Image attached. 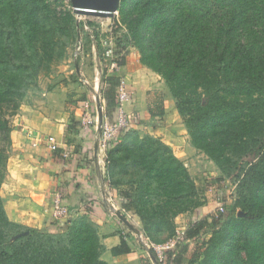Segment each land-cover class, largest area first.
I'll use <instances>...</instances> for the list:
<instances>
[{"label":"trees","instance_id":"16d2710c","mask_svg":"<svg viewBox=\"0 0 264 264\" xmlns=\"http://www.w3.org/2000/svg\"><path fill=\"white\" fill-rule=\"evenodd\" d=\"M119 11L140 62L165 81L193 146L217 166L212 183L230 181L235 189L232 199L218 198L223 216L205 217L183 236L199 244L191 263L264 264V0H122ZM66 16L74 38L79 28L71 11ZM59 20L57 13L43 17L37 0H0V264H109L89 213L34 229L11 221L1 196L13 151L8 118L19 112L40 69L63 58L68 44ZM103 79L111 116L121 81ZM158 113L164 115L163 105ZM80 122L71 116L66 144L77 142ZM71 154L79 158L82 150ZM107 161L110 193L116 190L122 207L140 218L149 246L171 241L176 219L194 209L199 189L205 192L173 149L152 135L123 130ZM129 251L125 240L113 249ZM149 257L164 264L152 247Z\"/></svg>","mask_w":264,"mask_h":264},{"label":"crops","instance_id":"0c3cea01","mask_svg":"<svg viewBox=\"0 0 264 264\" xmlns=\"http://www.w3.org/2000/svg\"><path fill=\"white\" fill-rule=\"evenodd\" d=\"M96 62V59L95 62L87 60L85 68H77L80 80H87L91 89L88 90L85 86V90H79L67 83L64 86L66 98L60 97L58 107H51L47 102L42 106H22L21 124L11 133L13 151L7 163L1 196L11 221L44 230L50 224H56L52 218V205L55 196L60 194L63 203L72 211L70 220L89 213L98 227L101 242L105 247L102 255L104 261L109 264H145L148 260L147 264H153L149 257V248L146 247L149 243L143 233L140 218L122 207L118 194L113 193V201L110 204L104 200L107 192L103 188L102 180L106 172L97 150L102 131L98 120L101 119V113L105 120L114 118V114H107L106 101L97 102L96 94L102 93L103 78L115 77L126 85L130 93V100L125 105L129 118L139 129H144L146 134L155 136L169 145L175 156L189 167V171L200 162L211 167L210 170L214 172L213 174L210 171L212 177H219L220 172L205 154L193 146L175 100L160 75L142 65L139 57L132 53L123 64H117L116 67L110 63L111 65L107 64L108 66L102 68ZM59 90L58 86L49 91L48 95H57ZM80 92L85 93V96H82L84 101L78 100L81 103H78L79 107L73 113L79 119L81 106L89 101L95 121L88 128H79L81 134L77 142L75 145H68L64 142L65 128L71 116L67 101L71 93ZM161 105L164 108L163 116L158 113V107ZM147 122L150 124L146 125ZM50 136L65 150L73 152L78 146L82 155L73 159L72 154L64 158V152H51L47 145V138ZM224 182L226 181L212 183L207 189L203 185L197 186H203L205 193H211L213 201L216 202L217 195L212 193L218 194L219 187ZM58 187H62L63 192H58ZM87 193L91 194L93 202L89 201L90 198L86 199ZM188 216L190 214H183L176 219L177 224L182 220L185 226L177 230L175 237L169 241L173 242L174 246L167 253L164 264H191L197 257L199 244L193 240H183V236L195 222L209 217V214L199 219ZM123 240L127 242L130 251L115 255L113 249L119 247Z\"/></svg>","mask_w":264,"mask_h":264},{"label":"rangeland","instance_id":"374dc122","mask_svg":"<svg viewBox=\"0 0 264 264\" xmlns=\"http://www.w3.org/2000/svg\"><path fill=\"white\" fill-rule=\"evenodd\" d=\"M37 2L39 4L41 12L43 13V17L52 18L57 13L58 18L60 19L59 23L63 24L62 27L64 28V31H62L63 36L61 37V39L63 40L62 44L66 43L68 44V47L65 54L63 55V58L58 59L56 57V59L49 65V67L44 66L40 69L37 81L34 86H31L30 89H28L27 95L21 104V108L24 104L42 106L45 105L46 102L51 104V107H58L61 100L60 97H62L63 99L66 98V93L64 91L66 88H64V86L67 83H71L73 88H78L79 90L81 88L82 90H85V85L83 84V82H81L77 74V68H85V62H87V60L95 62L97 51H99L100 55H103V53L105 52L103 44L108 43L113 46L115 56L118 58L117 61L119 64H123L130 53L136 54L139 59L141 58L140 52L135 46V43L132 40V36L126 24L122 22L120 11H118L115 15V18L112 19L87 16L85 17L77 16L74 13L70 0H37ZM70 11L75 17L77 29L79 28V32L76 31L74 38H72V35H70V32L68 30L69 19L68 16H66V13ZM85 26L88 27L86 28ZM76 52H78L77 59L75 58ZM110 63L111 61L106 62V65ZM163 82L165 81L163 80ZM58 86L60 87V90L57 92V95H48L49 91H52ZM79 95L81 96L77 98ZM82 96H85V93H71V96H69L67 107L70 108L69 111L71 113V116L73 115L76 117L73 112L77 109V107H79L78 103L80 101L78 102V100H81V102L84 101V97ZM21 108L16 115L10 116L8 118L10 120L9 126H11L13 130L18 129L19 125L21 124ZM80 110V113H82L81 108ZM129 121L131 122V125L127 127V129H125L127 132H130L131 134H138L141 137L148 135L146 134L144 129H139L137 125L134 124V121L132 119H130ZM137 121H139V119ZM149 124V122L146 123V125ZM185 166L189 171V167L186 164ZM191 168L192 170L189 171V173L191 174L196 184L203 185L205 188L212 185V179L214 178L212 176L214 172H212L213 170H210L211 167H209V165L205 166L199 162L197 166H192ZM210 171L213 174H211ZM234 190V186L230 181L224 182L220 185L218 194L212 193V195L214 196L217 195L215 202L213 201V197H211V193L206 194L199 189V193L195 198L196 208L193 207L194 209L191 210V212L185 214H190V216L188 217H195L197 219L209 214V217L212 218V216L216 214V210L218 208V205L220 204L218 198L221 200L222 198H224V196H228L232 199L234 197ZM113 191V193L117 194L116 190ZM244 214L245 213L241 209H238L237 216L239 218H243L245 216ZM183 224L185 223L182 220L179 221L178 224L176 223V232L177 230L185 226ZM163 239H166V237H164ZM148 262L149 261L147 260L145 264H147Z\"/></svg>","mask_w":264,"mask_h":264},{"label":"built area","instance_id":"2783aa9c","mask_svg":"<svg viewBox=\"0 0 264 264\" xmlns=\"http://www.w3.org/2000/svg\"><path fill=\"white\" fill-rule=\"evenodd\" d=\"M78 42H79V39H78ZM103 45L105 48V52L103 53V55H100L99 51L96 52L97 63L99 64L100 67L104 68L106 65V62L111 61L112 66L116 67V65L119 63L117 61L118 58L115 56V51H114L113 46L108 43L103 44ZM77 50H80V49H77ZM75 58L76 59L78 58V52H76ZM81 82H83V84L86 86L88 90L91 89V85L87 80H85L84 78H81ZM96 97H97V102L105 101L100 92L96 94ZM116 99L118 101L117 111L114 113V118H111V119L107 118L106 120L103 119L102 133L100 134V138L98 139V145H97V150L103 161L105 172H106V167L108 163L107 159H108L109 150L113 146H115V144L119 141L123 130L127 129V127L131 125V122L129 121L130 118L127 115L126 109H125V105L130 100V93L128 92L126 88V85L122 82H120V85L117 89ZM81 108H82V113H80L79 115V119L81 121L80 126L82 128H88L95 121L91 114V103L88 101L84 103ZM98 121L100 123V120ZM47 145L51 152L58 151L59 145L54 139V137L50 136L47 138ZM71 152L72 150H64L63 157L68 158ZM102 184H103V188L107 192L104 200L107 202V204H110L113 201L112 200L113 196L110 193L105 177L102 180ZM227 201L229 202L230 200L227 199ZM226 212H227V209H226L224 201H220V204L218 205V208L216 210L215 217L219 218L220 215L223 216ZM71 214H72V211L69 208V206L65 205L63 203V199L61 195L57 194L55 196V199L53 200V205H52V218L55 221V223L59 225H64L70 220ZM173 246H174L173 242L172 243L168 242L162 245H155V244H151V246H148V244L146 245V247H148L149 249L152 247L156 251L158 258L161 262L164 261L165 252L171 249Z\"/></svg>","mask_w":264,"mask_h":264},{"label":"water","instance_id":"95a60500","mask_svg":"<svg viewBox=\"0 0 264 264\" xmlns=\"http://www.w3.org/2000/svg\"><path fill=\"white\" fill-rule=\"evenodd\" d=\"M74 13L77 16H87L95 18H114L119 11L122 0H70ZM102 112V108H99ZM103 114L101 113L100 124H103ZM102 133V131H101ZM100 133V134H101Z\"/></svg>","mask_w":264,"mask_h":264}]
</instances>
